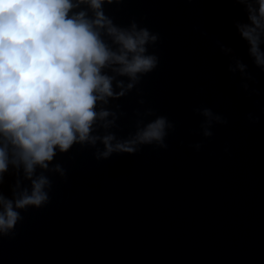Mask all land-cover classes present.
Here are the masks:
<instances>
[{
  "label": "water",
  "instance_id": "water-1",
  "mask_svg": "<svg viewBox=\"0 0 264 264\" xmlns=\"http://www.w3.org/2000/svg\"><path fill=\"white\" fill-rule=\"evenodd\" d=\"M105 11L160 35L149 48L158 66L138 86L144 105L135 89L108 105L125 112L109 130L127 138L134 110L150 107L174 123L168 147L98 161V141L58 155L66 177L47 173L50 202L23 212L13 238L0 237V264H264V99L246 96L216 44L233 47L264 90V72L231 23L239 9L232 0H121ZM197 106L227 124L203 137ZM248 112L259 121L250 123ZM197 142L199 151L191 147Z\"/></svg>",
  "mask_w": 264,
  "mask_h": 264
},
{
  "label": "clouds",
  "instance_id": "clouds-1",
  "mask_svg": "<svg viewBox=\"0 0 264 264\" xmlns=\"http://www.w3.org/2000/svg\"><path fill=\"white\" fill-rule=\"evenodd\" d=\"M120 3L0 0V237L13 238L23 212L50 202L53 182L47 173L65 178L67 170L55 158L74 146L90 149L100 141L103 150L92 153L98 161L133 155L145 145L168 147L174 123L150 107L134 110L135 131L127 138L109 130L125 112L118 103L107 106L134 89L137 103L144 105L138 86L159 63L149 51L160 39L158 32L135 19L121 25L106 13V5ZM232 6L239 9L232 26L252 64L264 72V0H232ZM216 44L227 58V72L238 74L246 96L257 97L260 104L264 90L254 86L248 64L233 47ZM193 112L203 118L199 134L205 138L213 135L214 125L228 122L210 107L197 106ZM246 119L255 124L260 116L248 112ZM201 146L191 145L196 151Z\"/></svg>",
  "mask_w": 264,
  "mask_h": 264
}]
</instances>
